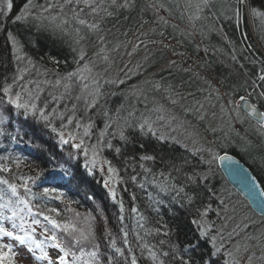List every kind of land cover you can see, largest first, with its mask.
<instances>
[{"label": "trees", "instance_id": "16d2710c", "mask_svg": "<svg viewBox=\"0 0 264 264\" xmlns=\"http://www.w3.org/2000/svg\"><path fill=\"white\" fill-rule=\"evenodd\" d=\"M15 2H18V7L21 8L22 3L27 4L28 0L23 2L12 0L13 9L16 6ZM45 2L46 0H32L35 8L47 5ZM124 2L125 0H117V5L113 6L110 0H104L102 7L112 12L111 16L103 12L98 15L90 14V9L83 13L84 17H90L98 22L102 32L104 28L110 29L106 34L103 33L102 41L91 47L102 44L106 48L108 38L114 35L121 36L124 41L130 32L139 28L138 31L145 37L144 43L149 49L143 56V61L136 64L129 74H119L117 79H111L123 83H108L106 95L104 94L102 99L103 108L97 115L95 124L88 130L92 137L96 135L97 130L105 131L103 139L99 137L98 149L103 161H109L111 166L117 169L111 182L105 186V180L109 177L108 164H105L104 168L96 161L95 168L89 172L90 162L95 157L88 155L89 163L88 167H85L86 157L83 149H74L71 143L61 144L57 134L52 133L43 123L31 116L25 117L23 110L17 111L3 101H0V114L7 119L0 125L6 133L0 136V157L18 158L21 164L17 168L11 161L0 160V163H7L10 167L9 172H0V176L20 184L23 182L22 178L36 177V173L40 172L41 175L36 178L35 183L30 182L32 192L40 193L44 188L55 189V193L60 194L62 199L37 196L34 203H39L42 208L46 206L47 209H57L59 215L55 213L51 215L62 223H73L85 233L91 228L93 236L83 243L85 251L92 250L93 244H98L102 256L110 255L113 252L109 247L112 239H115L117 247L124 248V237L121 232L123 228L128 232L127 239L138 264H154L149 257V250H155L158 254L161 251H168L169 243L176 244L184 250L186 246L198 242L199 248L192 250L191 255L197 261H201V258L207 259L208 253L212 250L211 246L207 239L199 237L195 225L190 221L198 219V213L211 204L206 219L215 225L223 237V240L220 236L217 237V247L221 243L224 245L220 253L212 257V264H239L236 261L232 262L230 256L225 253L231 232L224 235L220 224L223 215L221 201L224 199L220 195L228 190L234 193V190L229 187L217 167L208 170L196 150H190L173 140H159L157 133L152 135L146 128L141 131L140 125L144 123L138 121L135 115L140 112V108L135 107L134 86H145L148 91L155 88L158 93L162 90L168 95L178 94L181 95V99L193 101L200 95L196 87L202 86L205 90L210 83L223 95L228 96L227 98L234 99L245 92H249L251 97L258 96L260 91H264V81L258 79L264 71V64L258 62L260 57L264 58L261 51V47L264 49L262 37L264 20L260 18V14H264V0H244L243 4L238 0H211L209 7L203 11L197 9L199 0H129V7H119ZM13 9L10 10L11 13ZM237 9L240 10L239 19L235 16ZM21 12L16 10L13 14L19 15ZM197 16L199 18L195 19ZM190 17H193L192 26L185 23L186 18ZM15 18L7 22L9 25L5 24V32L0 33V88L12 84L18 74L19 63L14 51L17 44L20 50L31 58L32 64L23 75V78H29L31 81H37L39 76L45 78L49 71L57 78L83 63L95 66L96 57L91 56L94 49L84 50L85 58L81 61L80 50L78 49V53L76 51V47L80 45L63 44L61 39L50 37L55 32L52 34L44 26L41 28L29 20L17 21ZM7 26L16 27L19 32L18 37L13 36L16 34L11 35L14 42L9 38ZM82 42L83 40H80V43ZM251 49L249 54L246 50ZM248 55L254 56L252 60L256 64L254 67ZM233 56H236V60L232 59ZM119 63L120 60L117 64ZM154 64L162 66L158 67L159 72L150 75L147 72L156 66ZM206 64L209 67H206ZM112 65L114 64L106 65L104 68L106 72ZM97 71L99 72V68ZM37 72L41 75L36 74L34 79L32 75ZM142 72L145 74L142 77L149 86L138 83ZM153 81L156 83L155 86L151 84ZM13 87L15 92L17 85ZM204 95L205 93L202 97ZM257 103L262 105L261 102ZM127 107L134 110V115L133 119L129 120L128 114L129 123L124 124L122 116L126 113L124 110ZM68 111L65 115L69 114ZM75 115L76 118L73 120L78 121V113ZM105 118L108 124L106 120L103 122ZM59 120L57 118L54 121L58 129ZM121 130L127 137L126 141L120 139ZM248 135L259 141V136L253 133ZM12 136H16V140H12ZM84 143L86 146L89 145V142ZM109 143L112 145L111 148L108 147ZM35 144L39 147H34ZM253 146L255 147L245 149L229 145L225 146L227 149L224 150H229L242 159L257 175L264 188V148L259 144ZM116 148L120 149L119 153L116 152ZM145 155H150L154 159L142 161L140 157ZM133 176L136 177L135 181L131 179ZM190 178H194L196 183ZM165 185L171 190L161 191ZM181 187L184 188V192L178 194L177 190ZM111 188H115L117 193L115 201L110 195ZM21 193L23 194L22 190ZM185 194L194 197L191 203H188ZM117 201L123 203L122 212ZM133 207L137 209L136 213L132 212ZM76 213L80 215L77 216ZM121 215L124 217L123 221L120 219ZM141 216L145 219L141 220ZM141 224L143 227L139 226ZM165 224L173 230L170 236H164L163 231L160 233L153 231ZM40 231L42 229H37L38 233ZM58 234L64 236L63 232ZM137 236L142 239H137ZM161 240L168 243L160 245ZM143 244H147L149 248L141 247ZM166 264H171V261L166 259Z\"/></svg>", "mask_w": 264, "mask_h": 264}, {"label": "snow or ice", "instance_id": "6c2138e0", "mask_svg": "<svg viewBox=\"0 0 264 264\" xmlns=\"http://www.w3.org/2000/svg\"><path fill=\"white\" fill-rule=\"evenodd\" d=\"M110 2L113 6L117 5V0H110ZM238 2L243 4L244 0H238ZM103 3L104 0H99V3H97L96 0H63V3L59 4L49 2L46 7L40 6V10L42 13H46L50 9H55L57 7H59L61 10H63L65 7H68L72 11L71 21H74L78 25L84 26L88 31L99 32L100 29L98 22L89 23L87 19L81 18V15L84 13L85 9H90V14H98L103 12L108 16L113 15V13L109 12L106 7H102ZM210 3L211 0H199V3L197 4L198 11H203L204 8L209 7ZM4 4L7 10L10 11L12 9L13 5L11 0H4ZM129 6V0H125L124 4L119 5V7L123 8H127ZM32 7H35V5H33L32 0H28V3L25 4L24 9L21 11L26 15L30 14L27 12V10ZM161 7H163V5H161ZM253 11L255 12V10ZM7 14V11L3 13L4 16H7ZM26 15H17L15 19L19 21L26 18ZM235 16L237 19H239V9L235 11ZM52 18L55 19V17ZM194 18L198 19L199 17L197 16ZM190 19H193V17H190ZM62 23L66 24L69 23V21L65 20L62 21ZM75 31L78 37L77 43H79L84 37L79 35L81 31L80 28H76ZM9 38L13 39L14 42V38H12L11 33H9ZM99 39L102 41L103 37L101 36ZM104 53L105 50L102 48L96 55L103 61L107 62L109 57ZM84 58L85 52L83 49H81L79 52V59L83 61ZM232 59L236 60V56H233ZM25 71H27V69H18L19 74L14 77L13 83L6 84L3 88H0V101L6 102L17 111L23 110L25 117L31 116L38 122L43 123L44 126L49 128L52 133L57 134L61 144L67 145L71 143L72 148L83 149L84 156L86 157L85 167H88L89 161L87 160V157L89 155V151H91L93 157H95L97 154V149L100 147L99 142L89 148L84 143V137L81 136L79 137V143H75L74 141L77 140L78 136L76 133L71 131L68 132V136L65 138V130L70 124L75 122L77 128L82 126L80 121L73 120L77 107L76 104H72V115L68 116H65V114L62 112L58 113L56 109H53L52 111H47V109L50 106V103H60L65 98V96H69L70 98V92L74 79L79 80L82 85V94L76 96L75 100L80 101L83 99L87 108L93 107L96 103V98L100 95V87L98 85L96 86L94 95L92 93L88 94L93 96L91 103H88V96L83 95V93H85L89 87L87 83L83 82L87 79V77L84 76V73H90L91 68L88 64H84L83 68L78 67L76 71L56 79L54 86L56 88L62 87L64 91L58 96L51 95V101H44L43 106L38 103V101L41 99L40 93L44 91V88L41 87V83L47 85L51 84V81H29L28 83L21 85L19 91L14 92L13 86L16 85L17 81H21L23 79V72ZM258 79L260 81H264V71H262V73L258 76ZM107 83L122 84L123 81H107ZM30 84H35V88L30 89ZM257 100L258 102H264V91H260L258 93ZM241 102L243 103L241 104ZM172 103H176V101H172ZM229 103H235L236 105V120L238 122L245 123L255 120V123L252 124L251 127L257 135L264 136V111L259 109L257 103H251L248 97L245 96H241L239 101H229ZM241 109L245 113L244 116L240 115ZM221 110L224 111L223 108ZM57 118H59L61 121L66 120L67 123L62 122L58 129L54 124V121ZM6 119V117L0 114V125H3L6 122ZM83 127L84 136H87L88 129L91 127V124L83 125ZM140 128L142 132L146 128L147 132L151 133L152 135H156L151 125L148 124L147 121L140 125ZM5 134L4 128L0 127V136ZM17 135H19V132H17ZM119 135L121 140H127L123 130L120 131ZM104 136L105 131L102 130L100 133V138L103 139ZM11 138L12 140H16V136H12ZM157 139L163 140L164 137L157 136ZM108 147H112L111 143L108 144ZM116 152L119 153L120 149L116 148ZM140 159L142 161H146L152 160L154 157L145 155L140 157ZM214 159L220 161L230 160L226 154L223 156H215ZM0 160L11 161V163L15 164L17 168H19L21 164V160L18 158L13 159L11 157H0ZM90 163L91 168L88 169L89 172L92 171V168H95L96 160L93 159ZM103 163L109 165V177L105 180V186L107 187L111 182L112 176L116 174L117 169L112 167L109 161L105 160ZM140 166L143 168V164ZM9 171L10 167L7 163H0V172L6 173ZM145 171L148 170L145 169ZM233 171L236 170L233 169ZM40 175L41 173L37 172L36 177L22 178L23 182L20 184L0 176V186H3L0 187V264H24L25 261H31L32 264H80L81 261L83 264H138L137 257L136 255L132 254V249L127 239L128 232L123 228H121V232L123 233L124 237V248L117 247L115 239H112L109 247L113 250V252L110 255L102 256L98 244H93L92 250L85 251L83 243L89 241L90 237L93 236L91 228H89L87 233H85L73 223H62L51 215L52 213H55L58 216L59 213L57 209H47L46 206L42 208L39 203H34V198L37 196L41 198L52 196L57 200L62 199L60 194L55 193V189L44 188L40 193L32 192L30 182L35 183L36 178H38ZM131 179L135 181L136 177L133 176ZM201 179L204 178L201 177ZM254 179L255 178H253V180ZM190 180H192L193 183H196L194 178H190ZM255 187L258 189L260 186L257 184ZM21 190L23 191V194L21 193ZM169 190L171 189H169L167 185L161 188V191ZM109 191L111 197L115 201L117 195L115 188H111ZM177 191L178 194L183 193L184 188L181 187ZM259 195L264 197V191H260ZM185 196L188 203H191L194 199V197L191 195L185 194ZM117 202L120 204V209L122 212L123 203L119 201ZM221 203L223 204V201H221ZM210 209L211 204H208L202 212L198 213V219H193L190 221L191 224L195 225L199 237L201 239H207L211 246L212 250L210 253H208L207 259L201 258V261H197L191 255L192 250L199 248L198 242L186 246L184 250H181L176 244L169 243L168 251H161L158 254L155 250H149V257L152 259L154 264H166V259H169L171 264H212V257L220 253L224 245L223 243H221L219 247L216 245L217 237L220 236V233L216 230L215 225L206 219ZM262 211H264V209H262ZM46 212L49 214H46ZM132 212L136 213L137 209L133 207ZM76 215L79 216L80 214L76 213ZM120 219L123 221V215H121ZM140 219L144 220L145 218L141 216ZM139 226L143 227L142 224ZM245 227H247V225H245ZM37 229H42V231L38 233ZM153 231L156 233L163 231V235L167 237L172 234L173 230L165 224L162 225L161 228H157ZM58 232H63L64 236L59 235ZM213 232L216 234L213 235ZM38 236L39 238H37ZM137 239L142 238L137 236ZM220 239L223 240V237L220 236ZM6 240L11 242H5ZM165 243L168 242L165 240L160 241V245H164ZM141 247L145 249L149 248L147 244H143ZM20 249H23V251H20ZM50 249L56 250L54 255H50ZM226 255L232 256V253L228 252ZM162 257L166 259H162ZM249 260H251V257H249Z\"/></svg>", "mask_w": 264, "mask_h": 264}, {"label": "rangeland", "instance_id": "374dc122", "mask_svg": "<svg viewBox=\"0 0 264 264\" xmlns=\"http://www.w3.org/2000/svg\"><path fill=\"white\" fill-rule=\"evenodd\" d=\"M20 2V0H18ZM99 0H96L97 3ZM12 2V0H11ZM23 2V0H22ZM49 2L54 4L63 3V0H46V4ZM18 2H15V8L13 9V3H12V9L13 13L16 10H22L24 9L25 4L22 3V7L19 8ZM35 5V4H34ZM41 6V5H40ZM40 6H37L36 8H40ZM43 6V5H42ZM45 7L47 5H44ZM103 6V5H102ZM191 6V5H190ZM82 7V5H81ZM35 7L29 8L27 10L30 14H25L24 12H21L19 15L25 16L26 20L31 21L33 24L39 25L41 28L43 26L46 28V30H55V34L57 36H60L62 34H66L67 36H71V43L77 44V34L75 29L80 28L81 31L79 33L80 36L84 37L83 42L78 45L79 47H76V51L78 53V49L81 50H87V49H94V51L91 53V56H95L96 63L95 66L90 63H83L80 65V68H83L84 64H88L91 68V72H85L84 76L87 77L86 80H84V83H87L89 85L88 89L86 90L83 95L88 96V103H91L93 96L88 95L89 93L95 94V88L98 85L100 87V95L96 98V103L93 107L87 108L85 101L82 99L80 101H76L75 97L78 95H81V82L77 79L73 80V86L70 92V98L69 96H65V98L60 103H50V106L48 107L47 111H52L53 109H56L58 113H66L68 110L69 114H66L65 116L72 115V104H76V111L75 114L78 113V121L81 123V127L77 128L76 123L69 125L68 128L65 130V138L68 136V132H74L77 134L78 138L74 142H79V137H84V142H89L88 147L91 148L92 145H96L94 143L90 142H99L100 141V132H98L94 137L90 136L89 132L87 136H84V127L83 125L88 124H95L96 119L98 118V114L101 112L103 108V97L106 95V89L108 88L107 81H111V79H117L119 74L125 75L129 74L131 69L136 65L140 64L141 61H143V56L145 53L149 50L147 47V44L144 43L145 37L142 36L137 28L136 31L130 32V35L122 40L121 36L114 35L108 38V42L106 43V48L101 44L99 46H93V44H98L101 40L99 37L103 36V33L106 34L109 28L105 29L104 32L101 30L99 32H91L88 31L84 26L76 24L74 21H71V15L72 11L70 8L65 7L63 10H61L59 7L55 9H50L46 13H42L40 9L37 11ZM89 11V9H85V11ZM190 10L193 12L192 8ZM7 11V16H4L3 13ZM11 13L7 8L5 7L4 0H0V33L3 32L6 28V22H9L12 18H15L17 15H14ZM100 14V13H98ZM97 14V15H98ZM52 17H55L53 19ZM81 18L87 19L89 23L96 22L90 17H84L83 14L81 15ZM69 21V23H62V21ZM186 24L192 26V20L190 18H186L185 21ZM9 25V23H8ZM251 25V24H250ZM9 27V26H8ZM38 27V28H40ZM16 30V27H14ZM42 32L43 30L40 29ZM13 31V30H12ZM5 32V31H4ZM53 34V33H52ZM111 34V33H110ZM124 35V33H123ZM117 37V38H116ZM262 37L264 39V28L262 32ZM121 38V39H120ZM120 39V40H119ZM61 42L64 44H69L64 39H61ZM105 49V53L107 54L109 59L107 62L100 59L96 54L100 52L99 49ZM262 55L264 56V49L261 47ZM98 50V51H97ZM154 50V49H150ZM16 54L15 56L18 59V68L28 69L32 62L31 58L26 52L23 50L21 51L20 48L17 47L15 49ZM249 54H251V50H246ZM121 55V56H120ZM120 56V57H119ZM250 56V63L254 67L256 64L253 60L252 55ZM121 58V59H120ZM120 63L117 64V62ZM148 62V61H147ZM146 62V63H147ZM259 63L264 64V58L260 57ZM143 63V62H142ZM149 63V62H148ZM107 64H114L111 68L106 70L104 69ZM163 64V63H162ZM165 64V65H164ZM163 65L166 67L167 62H165ZM156 65V64H154ZM161 65V64H160ZM160 65L154 66L155 71L152 69L149 70L147 73L150 75L153 74V72H159L158 67ZM162 66V65H161ZM206 67H209L208 64H206ZM78 68V65L74 67L73 70H71L68 73L76 71ZM99 68V72L97 69ZM107 69V68H106ZM146 70V71H147ZM51 71H49V74L45 78H41L40 76L37 78V81H51V84H43L41 83V87L44 88V91L40 93L41 99L38 101L41 106H43L44 101H51V95H59L61 92L64 91L62 87L56 88L54 86L56 79L59 77H64L66 74H62L59 77L56 78L55 75L50 74ZM67 73V74H68ZM163 73V72H161ZM19 74V73H18ZM17 74V75H18ZM36 74L41 75L40 72L34 73L32 76L35 79ZM24 75V72H23ZM141 76H145L144 72L140 74ZM33 79V80H34ZM31 81L29 78H23L21 81H17V90L19 91L21 85L28 83ZM151 84H156L154 81L151 82ZM34 86V85H33ZM32 84L29 85V88H35ZM134 86V85H133ZM155 86V85H154ZM144 90H146L145 86H142ZM151 92L150 94H157L161 96V99L159 98L154 99V97H147L145 100L147 103L146 106L153 105V108L151 111L155 110L156 103L162 104L161 107L156 108V113L147 114L145 113L144 116L136 115L137 120L142 119V123H145L147 121L148 124L151 125L152 129L155 130V133H157L159 136H163L165 139L173 140L175 142H179L182 145H185L189 148H192L193 150H196L199 152L200 156L204 160V164L208 167V170L219 168L217 160L214 159L215 156H218L220 153L225 152L224 148L225 146L229 145H235L236 147H240L239 144H236V142H230L226 140V135L231 134L234 135L232 137H240L241 142L246 140V138L249 136L248 134L254 133L253 128L252 131L250 127H245V123H240L236 120V105L235 103H229V101H237L231 98H227L228 96L223 95L220 90L210 83L206 87L205 95L200 100L191 103H188L186 100L181 99V95H168L166 92H163L161 90L160 93L154 88L149 89ZM154 90V91H153ZM135 91V90H134ZM221 93V94H220ZM14 94V93H13ZM105 94V95H104ZM135 99L134 102H139V100L143 99L147 95L144 94L143 91L136 90L135 91ZM258 95V94H257ZM137 100V101H136ZM172 101H176V103H172ZM264 105V102H261ZM66 106V107H65ZM12 107V106H11ZM13 108V107H12ZM224 109L222 111L221 109ZM126 113L123 114V121L124 124H128L129 121L127 120V115H134V110L130 107L125 108L124 110ZM240 115L244 116L245 113L241 110ZM106 117V116H105ZM76 118V115H74L73 119ZM100 118V115H99ZM59 119V118H58ZM106 120L107 124V118L103 120V122ZM252 121V120H251ZM67 123L66 120L61 121L59 120V124L61 123ZM100 122H102V119H100ZM254 123V121H253ZM244 126V127H243ZM242 128H244L242 131ZM249 128V129H248ZM90 129V128H89ZM88 129V130H89ZM238 133V134H237ZM259 136V142H255L259 144L262 148H264V136ZM250 137V136H249ZM230 140V139H229ZM220 146V148H218ZM34 147L38 148L39 146L37 144L34 145ZM89 156L93 157L92 152L89 151ZM95 160L100 162L102 166L105 168V163H103V159L100 156L99 149H97V154L95 156ZM100 165V167H101ZM221 171V170H220ZM222 173V172H221ZM224 176V175H223ZM225 178V177H224ZM233 189V188H232ZM234 193H237L235 189ZM232 191H227L223 193V215H222V221L220 224L222 227V233L224 235L230 234V242L226 247L225 253L231 252L232 256H230L231 261L238 262L239 264H264V218L262 216H258L257 214H254L250 211L251 207L249 204L244 203L241 199H239V194L234 195ZM228 211V212H226ZM232 211V212H231ZM226 212V213H225ZM236 212V213H234ZM238 212V213H237ZM238 216H237V215ZM240 214V216H239ZM247 225V227H245ZM20 251H23V249H20ZM50 255H54L55 251L53 249H50ZM249 257H251V260H249ZM24 264H32L31 261H25Z\"/></svg>", "mask_w": 264, "mask_h": 264}, {"label": "bare ground", "instance_id": "6f19581e", "mask_svg": "<svg viewBox=\"0 0 264 264\" xmlns=\"http://www.w3.org/2000/svg\"><path fill=\"white\" fill-rule=\"evenodd\" d=\"M260 18L261 19H263L264 20V14H260ZM25 22H28V21H25ZM7 23V22H6ZM261 23V22H260ZM8 24V23H7ZM250 26V28H251V25H249ZM8 27V26H7ZM8 29H9V33H11V35H13V34H16V35H13V36H15V37H18V31L17 30H15L14 29V27H12V26H10V27H8ZM13 30V31H12ZM51 32L52 33H54L55 32V30L54 29H52L51 30ZM56 33V32H55ZM72 35H74V34H72ZM71 35V36H72ZM69 37V36H67L66 34H62V35H60V36H55V35H50V37H52V38H57V39H64V40H66L67 42H69V44H71L72 45V43H71V38L73 37ZM76 43V42H75ZM81 44V43H80ZM24 45V44H23ZM77 45H78V43H77ZM17 47L19 48V44H17ZM262 50V49H261ZM140 76V75H139ZM138 83H140V84H145L146 86H149V84L147 83L146 84V81H145V79H143V77L141 76L140 78H139V81H138ZM134 89H136V90H140V91H143L144 92V94L145 95H147L146 97H144V100L143 99H141V100H139V102H137V104L135 105V107H138V108H140V112H138V113H135V115H141V116H144L145 115V113H147V114H154V113H156L157 111H156V108L159 106V107H161L162 106V104H160V103H156L157 105H155V110L154 111H151L152 110V108H153V105H149V106H146V104H144V103H147L145 100L147 99V97L149 96V97H154V99H157V98H159V100L161 99V96H159V95H157V94H155V95H153V94H150L149 92H151V91H148V90H144V88H142V87H140V85H136V86H134ZM196 90H198V91H200V93H198V94H200V95H198L197 97V100L196 101H198V100H200L201 98L200 97H202L203 96V94L205 93V90H204V88L201 86V87H196ZM250 93L249 92H245V93H242V94H240V95H237L236 97H234V100H236L237 99V101H239V98L241 97V96H245V97H248V99L249 100H251L252 102H254V103H257V96L255 95V97H251V95H249ZM188 103H193V102H195V101H193L192 99H185ZM137 101V100H136ZM136 103V102H135ZM257 105H258V103H257ZM258 107H259V109L261 110V111H264V105L262 104V105H258ZM133 119V115H129V120H132ZM139 121V120H138ZM253 121H254V123H255V120H252V121H248V122H246V126L245 127H250L251 129H250V131L252 130V127H251V125L252 124H254L253 123ZM140 122H142V119L140 120ZM244 127V126H243ZM249 129V128H248ZM255 132V131H254ZM158 133V132H157ZM254 134V133H253ZM255 135V134H254ZM157 136H159V135H157ZM232 136H234V135H231V134H228V135H226V140H228V141H232V142H236V144H239L240 145V147L241 148H245V149H249V148H251V147H255V146H253L254 144H257V143H255V142H259V141H257V139H255V138H253V137H247L246 138V140H244V141H242L241 142V139L242 138H240V137H236V138H234V137H232ZM257 136V135H256ZM165 139V138H164ZM230 139V140H229ZM166 140H168V139H166ZM256 140V141H255ZM168 141H170V140H168ZM179 143V142H178ZM227 147V146H226ZM189 148V147H188ZM192 148H190V150H191ZM227 149V148H226ZM193 150V149H192ZM225 153H228V154H231V155H234V156H236L241 162H243V160L242 159H240L237 155H235L234 153H232V152H230L229 150H225ZM244 163V162H243ZM248 168H249V166L246 164V163H244ZM249 170L251 171V173L254 175V177L257 179V181L259 182V184H260V187H261V189H262V191H264V188H263V186H262V184H261V182H260V180H259V178L257 177V175L251 170V168H249ZM225 181L227 182V184L229 185V187H231L232 188V186L229 184V182H228V180L225 178ZM223 193V192H222ZM239 194V193H238ZM223 194H221L220 196H222ZM239 199H241L242 201H244V203H247V204H249L248 203V200L244 197V196H241L240 194H239ZM250 211L252 212V213H254V214H257L258 216L260 215V214H258L256 211H254L253 209H250ZM232 212V211H231ZM234 213H236V212H234ZM238 213V212H237ZM237 215V214H236ZM238 216V215H237ZM239 216H240V214H239ZM260 216H262L263 218H264V215H260Z\"/></svg>", "mask_w": 264, "mask_h": 264}, {"label": "water", "instance_id": "95a60500", "mask_svg": "<svg viewBox=\"0 0 264 264\" xmlns=\"http://www.w3.org/2000/svg\"><path fill=\"white\" fill-rule=\"evenodd\" d=\"M249 101L254 103L251 100ZM242 103L243 102H241V104ZM225 154L230 158V160H217L222 174L228 180L232 188L248 200L251 209L260 215H264V211H262V209H264V197L259 195V192L262 191V189L261 187L258 189L255 187L257 184L260 186L259 182L251 173L249 168L236 156L225 152L220 153L218 156H223ZM233 169L236 171H233ZM253 178L255 179L253 180Z\"/></svg>", "mask_w": 264, "mask_h": 264}]
</instances>
